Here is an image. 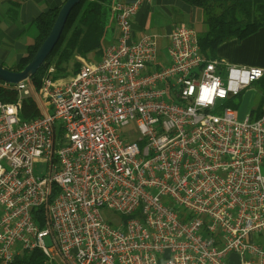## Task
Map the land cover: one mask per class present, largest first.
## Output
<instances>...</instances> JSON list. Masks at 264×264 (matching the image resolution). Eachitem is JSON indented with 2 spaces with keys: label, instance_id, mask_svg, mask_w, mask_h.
<instances>
[{
  "label": "built area",
  "instance_id": "1",
  "mask_svg": "<svg viewBox=\"0 0 264 264\" xmlns=\"http://www.w3.org/2000/svg\"><path fill=\"white\" fill-rule=\"evenodd\" d=\"M142 2L115 3L119 37L100 60L58 78L50 65L38 87L5 82L18 96L0 99V264L35 248L46 264H264L252 238L264 232V113L239 120L224 104L264 68L231 67L225 82L184 23L159 62L152 35L133 39ZM26 96L39 108L28 119ZM103 207L125 217L115 226Z\"/></svg>",
  "mask_w": 264,
  "mask_h": 264
},
{
  "label": "trees",
  "instance_id": "2",
  "mask_svg": "<svg viewBox=\"0 0 264 264\" xmlns=\"http://www.w3.org/2000/svg\"><path fill=\"white\" fill-rule=\"evenodd\" d=\"M202 9L204 29L198 33L201 52L208 58H215L221 43L238 39L239 41L256 33L264 27V0H187ZM115 0H81L71 10L59 41L45 63L33 75L32 81L38 87L50 65H54L55 78L76 73L81 62L77 56L86 58L89 53H101L102 38L109 26ZM60 7H52L41 13L35 22L39 34L34 43L28 46L19 63L11 68L23 69L34 57L38 48L48 36L58 15ZM264 90V77L259 81ZM18 93L0 80V99L16 100ZM264 98H262V102ZM263 106L252 109L254 118L264 113ZM39 114V108L32 96H26L22 116L25 119ZM40 209H35L37 215ZM37 218V216H36ZM11 264H46L41 249L24 250L16 255Z\"/></svg>",
  "mask_w": 264,
  "mask_h": 264
},
{
  "label": "crops",
  "instance_id": "3",
  "mask_svg": "<svg viewBox=\"0 0 264 264\" xmlns=\"http://www.w3.org/2000/svg\"><path fill=\"white\" fill-rule=\"evenodd\" d=\"M64 1L0 0V63L10 69L15 67L26 53L28 46L35 42L39 34L35 19L52 7H61ZM118 1L131 2L133 0H115L113 3V14L102 38V42L106 41L107 46L104 48L102 45L103 51L98 53V60L103 57L107 47L119 37V28L113 9ZM181 23L192 26L198 34L204 29L202 9L187 0H143L133 18V39L138 40L146 33L152 35L158 46V61L165 62L168 60L169 35ZM216 57L221 60L220 70L253 65L264 68V27L241 41L234 38L221 43ZM77 59L91 61L88 56L86 58L77 56ZM259 81L255 82L259 83ZM262 92L260 103L253 108L255 110L261 105L264 106V101L262 102L264 90ZM235 97H229L224 104L233 108L232 105L236 103ZM249 115L254 117L251 112ZM257 237L252 238L256 241ZM242 260L243 258L238 254L229 255L230 264H242Z\"/></svg>",
  "mask_w": 264,
  "mask_h": 264
},
{
  "label": "rangeland",
  "instance_id": "4",
  "mask_svg": "<svg viewBox=\"0 0 264 264\" xmlns=\"http://www.w3.org/2000/svg\"><path fill=\"white\" fill-rule=\"evenodd\" d=\"M102 45L105 48L107 46V42L103 41ZM88 58L91 61H97L99 59V54L96 52H91L88 54ZM219 74L226 82L228 78V70H220ZM262 91L263 88L260 86V84L258 82H254L246 88L242 89L240 94L234 98V101H236V103H234V105L232 106L239 120L245 119L246 116L250 114L251 110L260 103L261 97L263 95ZM43 101L48 108L50 106L49 103L46 100ZM221 111V108H216L214 112L220 113ZM123 129L124 131L132 130L133 134H135V139L140 136V133L137 130L134 122H131L129 126L124 127ZM143 143V141L139 142L141 146L143 145ZM33 168L36 175H43L46 172V163L43 161L36 162ZM262 172L264 173V165L262 166ZM101 213L105 221L115 226H117L118 223L125 217L123 213L108 207L101 208ZM45 240L47 243L51 244L50 236L45 237ZM256 241L259 245L264 247V232L256 238Z\"/></svg>",
  "mask_w": 264,
  "mask_h": 264
},
{
  "label": "water",
  "instance_id": "5",
  "mask_svg": "<svg viewBox=\"0 0 264 264\" xmlns=\"http://www.w3.org/2000/svg\"><path fill=\"white\" fill-rule=\"evenodd\" d=\"M80 1L81 0L64 1L48 36L42 42L32 60L23 69H10L0 63V80L11 84H16L24 80H31L33 75L37 73L53 51L61 37L71 10Z\"/></svg>",
  "mask_w": 264,
  "mask_h": 264
}]
</instances>
